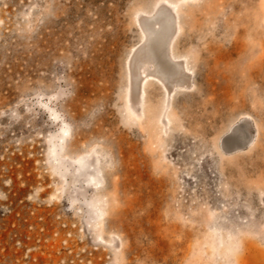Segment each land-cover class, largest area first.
<instances>
[{
	"label": "rangeland",
	"instance_id": "rangeland-1",
	"mask_svg": "<svg viewBox=\"0 0 264 264\" xmlns=\"http://www.w3.org/2000/svg\"><path fill=\"white\" fill-rule=\"evenodd\" d=\"M157 11L176 76L143 55ZM24 245L30 264H264V0H0L5 264Z\"/></svg>",
	"mask_w": 264,
	"mask_h": 264
},
{
	"label": "water",
	"instance_id": "water-1",
	"mask_svg": "<svg viewBox=\"0 0 264 264\" xmlns=\"http://www.w3.org/2000/svg\"><path fill=\"white\" fill-rule=\"evenodd\" d=\"M165 17H166V21H167L166 29H164L163 33L159 37H157V38L155 37V38L151 39L149 41V43L151 45V50L153 53V61L155 62L154 66L156 67V65H157V68H159V70H161L162 72L168 73L169 67L167 66V62L169 60H168V54H167V50H166L165 46L167 45V42H168V33L171 29V25L173 22V16L166 14ZM144 32L146 34L145 29H144ZM172 69L174 72L173 73L171 72L169 74L170 76H176L177 74H179V70H177L175 68H172ZM165 80H163V82H165ZM229 141H230V137H227L224 139V146L225 147L223 150L226 153L232 151V148H230L229 146L226 145Z\"/></svg>",
	"mask_w": 264,
	"mask_h": 264
},
{
	"label": "bare ground",
	"instance_id": "bare-ground-1",
	"mask_svg": "<svg viewBox=\"0 0 264 264\" xmlns=\"http://www.w3.org/2000/svg\"><path fill=\"white\" fill-rule=\"evenodd\" d=\"M174 19V18H173ZM154 21H157L159 24V27L157 30H153L151 28V24L154 22ZM166 25H167V21H166V17H165V14L163 12H160V11H157L155 13V15L151 18V19H146L145 22H144V29L146 31V34H147V42L143 48V55L146 57V60L150 63H153L155 65V62L153 61V53H152V50H151V45L149 43V41L153 38H157L159 37L164 29H166ZM167 46H169V41L167 42V45L165 46L166 49H167ZM161 50V49H160ZM160 53V52H159ZM158 53V54H159ZM170 60V58H169ZM171 66V65H169ZM173 67V66H172ZM172 67H170V69L168 70V73H166V75L168 76L171 72L173 73V69ZM174 68V67H173ZM156 71L157 72H162L161 70H159V68H157V65H156ZM165 73V72H164ZM165 76V75H164ZM165 78V77H163ZM167 79V78H165Z\"/></svg>",
	"mask_w": 264,
	"mask_h": 264
},
{
	"label": "built area",
	"instance_id": "built-area-1",
	"mask_svg": "<svg viewBox=\"0 0 264 264\" xmlns=\"http://www.w3.org/2000/svg\"><path fill=\"white\" fill-rule=\"evenodd\" d=\"M4 214L3 212H1V215ZM37 221L40 222L42 220V217L41 216H37L36 217ZM29 228H31V226H29ZM43 230V227H39L38 228V233L32 235V234H25L24 236H48L46 234H44L42 232ZM52 236H56V234L54 233ZM66 236H70L69 233H66ZM40 239H37L36 242H39ZM17 244H20V242H17ZM34 248L33 247H29V246H26L24 245V256H23V261L21 262V264H30L28 261H25V259L28 257L29 260H31L32 262H35L37 260L36 257H32L31 255H29L28 253L33 250ZM4 248L1 249V251H3ZM69 253H71V251H69ZM75 256H78V255H75ZM4 258L5 256L3 254H1V257H0V264H5V261H4ZM74 262H76L75 260V257H71V259L69 260V263L70 264H74ZM46 264H55L54 262H49V263H46Z\"/></svg>",
	"mask_w": 264,
	"mask_h": 264
}]
</instances>
